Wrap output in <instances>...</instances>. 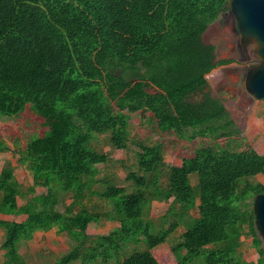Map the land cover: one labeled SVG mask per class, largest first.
I'll return each instance as SVG.
<instances>
[{
  "label": "trees",
  "instance_id": "1",
  "mask_svg": "<svg viewBox=\"0 0 264 264\" xmlns=\"http://www.w3.org/2000/svg\"><path fill=\"white\" fill-rule=\"evenodd\" d=\"M230 2L0 0V118L23 112L38 118L40 135L23 142L6 136L32 175L27 192L46 188L18 206L25 194L12 166L1 169L0 214L26 216L21 223L0 221L3 264H24L19 245L53 228L71 242L53 264H169L152 250L179 222L154 230L153 200L168 204L166 212L177 213L184 226L170 248L175 264H264L250 203L264 192V182L255 180L264 178V154L241 135L224 100L206 92V76L234 62L219 59L204 38ZM135 114L142 129L169 139L139 143L136 171L126 176L131 185L117 187L97 178L96 165L108 158L91 142L105 134L111 148L127 149ZM194 142L180 167L164 163L165 149ZM7 150L0 140V152ZM98 183L102 189H93ZM194 208L198 216L191 218ZM103 220L118 226L90 238L87 226ZM245 227L255 262L238 250Z\"/></svg>",
  "mask_w": 264,
  "mask_h": 264
},
{
  "label": "rangeland",
  "instance_id": "2",
  "mask_svg": "<svg viewBox=\"0 0 264 264\" xmlns=\"http://www.w3.org/2000/svg\"><path fill=\"white\" fill-rule=\"evenodd\" d=\"M205 41L214 44L216 47V54L219 59H235L236 61L242 60L238 54V49L241 47L245 49L246 57L240 65H228L219 67L212 70L207 78L209 80V87L206 92L213 97L224 100L225 107L232 113L234 120L241 131V135L253 145L255 151L264 154V100L255 99L252 95L248 94L244 87L246 73L260 64V58L256 55V46L253 42H249L242 46L240 35L235 29V19L228 11L222 14L205 33ZM237 49V50H236ZM235 50V51H234ZM129 143L128 148L125 150L113 149L108 144V136L97 135L91 142V146L100 153H104L108 160L105 164H97L98 169L97 178L103 181L113 183L118 187H130V182L126 181L127 173L136 171V156L139 143L151 145L156 139L167 138L164 134L159 132L146 131L139 125L138 116L132 115L129 123ZM3 126L5 132L0 133V140H4L9 150L0 152V171L1 169L10 164L13 168L15 181L20 185L21 191L25 194L21 198H17L18 206L26 203V201L34 195H41L46 193L44 187H34V193H28L27 189L32 186L33 180L31 173L22 164L17 161L18 154L11 145V140L7 138V133L11 132L19 137L20 142L31 139L34 136L40 135L43 128L40 127V122L37 117L30 115L28 112L19 114L18 117L13 118H0V128ZM1 132V131H0ZM198 143L191 144H178L179 147L165 149L163 152L164 163L168 166L176 167L182 162L183 156H188ZM174 151V152H173ZM256 181L264 182L261 175L256 176ZM161 184H166V177H161ZM191 185H196V175L190 176ZM102 184L94 185L93 189L100 190ZM96 199V198H95ZM71 199L66 197L64 205L69 204ZM254 201H250L253 206ZM198 204V200L196 202ZM143 208L146 203H142ZM177 207V206H176ZM168 204L158 203L153 200L148 206V217L150 218L154 230L161 227L167 228L174 221L179 222L178 227L169 236L167 241L152 250L156 259L163 258L169 264H175L173 255L171 253V246L174 245L179 239L180 235L184 232V226L180 217L172 213H167ZM59 212L64 211L63 204L56 206ZM175 212H177L175 210ZM188 216L196 218L198 212L196 208L189 210ZM25 215L20 217V221L25 219ZM166 218V220H165ZM16 222V221H15ZM19 223V222H16ZM117 222L101 221L99 223H90L87 226L86 234L90 238L96 236L106 235L113 231ZM3 239V232L0 228V244ZM239 252L242 258L247 262H255L257 260V253L252 247V238L246 234V227L244 233L240 237ZM24 244V245H23ZM19 251L26 264H53L58 258L69 251L71 242L65 234H60L55 228L49 231L35 232L31 240L24 242ZM130 250L133 248L140 249L143 245L134 246L130 244ZM1 254V253H0ZM1 258V256H0ZM4 260V259H3ZM70 264H81L80 260H75ZM108 264H114L112 262Z\"/></svg>",
  "mask_w": 264,
  "mask_h": 264
},
{
  "label": "water",
  "instance_id": "3",
  "mask_svg": "<svg viewBox=\"0 0 264 264\" xmlns=\"http://www.w3.org/2000/svg\"><path fill=\"white\" fill-rule=\"evenodd\" d=\"M229 12L235 19L242 46L253 42L260 58V64L245 75V90L255 99L264 100V0H231ZM252 210L255 229L264 247V192L255 197Z\"/></svg>",
  "mask_w": 264,
  "mask_h": 264
},
{
  "label": "crops",
  "instance_id": "4",
  "mask_svg": "<svg viewBox=\"0 0 264 264\" xmlns=\"http://www.w3.org/2000/svg\"><path fill=\"white\" fill-rule=\"evenodd\" d=\"M206 78H207V76H206ZM207 80H208V78H207ZM208 83H209V80H208ZM182 163V162H181ZM181 166V164L180 165H177L176 167H180ZM113 184V183H112ZM118 187V186H117ZM18 204V203H17ZM21 216H24V215H18V216H14V215H3V214H0V221H5V222H19V223H21V222H23L25 219H23V221H20V217ZM26 218V217H25ZM118 226V225H117ZM116 226V227H117ZM2 230V229H1ZM2 232H3V230H2ZM37 232H40V231H37ZM23 243H21L20 245H19V248H20V246L22 245ZM24 245V244H23ZM0 256H1V258H0V264H3V251L2 250H0ZM18 253H19V255L21 256V258H22V260H23V263L24 264H26L25 263V261H24V259H23V257H22V254H21V252L18 250Z\"/></svg>",
  "mask_w": 264,
  "mask_h": 264
},
{
  "label": "flooded vegetation",
  "instance_id": "5",
  "mask_svg": "<svg viewBox=\"0 0 264 264\" xmlns=\"http://www.w3.org/2000/svg\"><path fill=\"white\" fill-rule=\"evenodd\" d=\"M237 50V49H236ZM235 51V50H234ZM238 54H239V56L240 57H242V60H240L241 62H239V60L238 61H236L235 59H232L234 62H232L231 64L232 65H234V64H236V65H240V64H242V61L245 59V57H246V53H245V50H243L241 47L238 49ZM231 64H228V65H231ZM228 65H226V66H228ZM220 67H224V66H220ZM219 68V67H218Z\"/></svg>",
  "mask_w": 264,
  "mask_h": 264
}]
</instances>
